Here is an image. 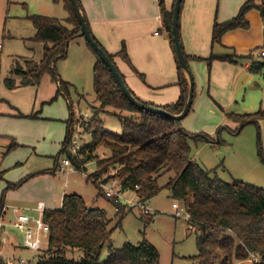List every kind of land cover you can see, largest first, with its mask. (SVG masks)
<instances>
[{"label":"rangeland","instance_id":"1","mask_svg":"<svg viewBox=\"0 0 264 264\" xmlns=\"http://www.w3.org/2000/svg\"><path fill=\"white\" fill-rule=\"evenodd\" d=\"M219 4L223 6V0ZM221 6L218 17L223 14ZM35 14L53 16L63 21L69 12L61 0H0V98L3 99L0 102V170L4 177L0 179V199L4 198V206L20 204L6 196L5 179L26 178L24 182H27L21 189L24 197H18V200L23 199L25 204L21 205L29 208L25 212L32 217L38 215L36 211L30 210L38 200L44 201L47 209H57L64 193L75 192L92 207L106 213L108 227L113 229L111 250L120 248L124 242L136 244L145 239L158 250V264H198L191 256L197 254V238L201 229L199 225L188 221L189 215L185 213L183 201L172 198L169 189L165 187L169 177L174 174L172 171L159 175L157 182L162 188L144 202L149 214H144L140 204H136L137 195L134 191L120 193L119 202L126 209L121 217L109 201L112 199L105 195V191L110 189L118 192L122 171L119 165H108L109 149L103 146L96 148L83 171L76 170L72 163L61 168V159L67 157L61 148L70 113L77 121L71 138L77 140L79 147L90 141V133L84 131L81 125L93 114H97L103 121L106 130L117 134L121 133L119 115L128 114V111L109 105L102 106L97 100L93 88L96 57L90 49L85 53L81 45L70 43L66 57L55 62L56 72L66 82V92L61 91L55 98L53 96L57 84L50 80L48 74L41 77L37 87L28 85L8 89L5 86L6 78L17 80L19 75L13 72V67L24 65V58L35 61L41 58L42 45L33 39L35 27L30 19ZM180 41L182 43L181 37ZM187 63L195 77V85L191 108L180 125L191 133L214 138L212 144L191 142L192 160L202 168L213 171V175L224 181L237 179L264 189V118L239 128L238 123L227 116L229 111L243 114L263 110L259 88L253 82H248L240 88V94L230 106H220L207 95L206 88L201 96L199 93V78L193 67L197 66L202 81H207V62H193L189 59ZM17 113L24 115L19 116ZM13 141L16 145L7 151ZM70 145L69 142L68 149ZM73 155L80 156L78 152ZM97 161L103 162L100 170L104 169L96 180L102 188L101 194L96 185L87 179L96 170ZM55 166L57 168L52 172ZM173 203L183 207L184 211L176 215ZM14 219L9 209L0 218L3 225L0 228L1 264L5 256L22 258L26 264H35L38 257L47 258L46 239L41 250L24 247L23 234L12 225ZM223 233L225 236L232 235L229 230ZM13 244L19 245L13 248ZM108 253V246H104L99 252V261H103ZM80 255L78 250L66 253L68 257ZM254 258L259 259L251 253L245 259H234L233 264H253L256 262Z\"/></svg>","mask_w":264,"mask_h":264},{"label":"trees","instance_id":"2","mask_svg":"<svg viewBox=\"0 0 264 264\" xmlns=\"http://www.w3.org/2000/svg\"><path fill=\"white\" fill-rule=\"evenodd\" d=\"M61 1L69 12L63 21L42 14L30 16L35 27L33 39L41 42L42 55L38 61L24 58V65L13 67V72L19 75V81L16 82L14 78H6L4 83L8 89L16 86H37L41 77L48 74L50 80L57 84V93L65 91L66 82L59 79L55 70V62L66 57L69 43L80 37V27L69 0ZM256 1L258 0H246L240 6L237 14L228 20L221 22L215 20L212 26V43L219 42L222 34L228 30L247 28L246 13L250 9L256 7L264 17V1L259 0L262 1L260 4H257ZM76 2L88 26L80 0H76ZM158 2L175 56L179 96L174 102L158 106L141 100L125 84L136 99L141 102L178 114L187 99L188 82L179 66L172 40L173 9L167 11L164 7V0H158ZM67 24L71 26H67ZM89 32L115 66V55H120L129 63L124 43L121 44L119 52L110 54L90 29ZM85 43L96 57L93 65V88L100 105H109L119 110H125L128 111V114L119 115L120 134L106 130L103 121L97 114H93L85 124L81 125L84 131L90 133V141L79 147L76 152L80 156L76 157L68 149L71 132L77 124L73 114L70 113L61 152H66L67 158L69 157L68 159L76 170L83 171L86 162L92 158V152L96 148L103 146L109 149L108 165L121 166L120 190L134 191L142 202L156 195L162 188L157 182L159 175L166 171H172L174 174L169 177L165 187L169 189L172 198L183 201L185 210L189 214L188 221L199 225L201 229V234L197 238L198 251L197 254L191 256V259L196 260L198 264H233L234 259L242 260L254 253L259 259L253 264H264V189L237 179L224 181L213 175V171L202 168L192 160L190 156L191 142L212 144L214 138L189 132L180 125L182 119L173 120L164 115L135 107L122 93L102 60L86 41ZM184 55L186 61L189 59L205 60L207 66L214 59L235 62V58L230 54L210 53L208 57H190L185 53ZM260 68L264 69V61L259 65L251 63L248 70L256 72ZM116 69L124 79L117 66ZM135 73L145 83V76L137 71ZM1 101H3L2 98H0ZM227 116L233 122L238 123L241 128L247 123H256L258 119L264 118V109H259L255 113L229 112ZM15 145L16 142H11L7 151ZM102 163L97 161L96 170L87 176V179L96 185L100 194L102 188L96 183V180L104 172V169L100 170ZM56 166L52 172L56 170ZM0 179H3L2 170H0ZM24 180L25 178H22L15 183H9L8 188L18 187ZM109 201L114 205L117 213L123 217L126 213L125 206L113 199ZM1 203L2 198L0 205ZM43 219L50 226L46 240L48 257H38L35 264H158V250L145 239L136 244L124 242L120 248L111 250L113 229L108 227L109 219L106 213L102 209L89 207L84 198L76 193L63 194L60 207L45 209ZM226 230L231 231L232 235L225 236L223 232ZM104 246H108L109 253L103 261H99V252ZM73 250L80 251L81 255L79 257L66 256L67 252L71 253Z\"/></svg>","mask_w":264,"mask_h":264},{"label":"crops","instance_id":"3","mask_svg":"<svg viewBox=\"0 0 264 264\" xmlns=\"http://www.w3.org/2000/svg\"><path fill=\"white\" fill-rule=\"evenodd\" d=\"M245 1L223 0V6L216 4L217 0H182L181 4L179 35L183 52L190 57H208L210 53H214L230 54L235 58V62L214 59L207 66L209 69L207 81L206 79L202 81L198 67H193L194 73L197 72L199 78L200 96L206 88L207 95L220 106H230L240 94V88L248 82H253V85L259 88L264 104V69H257L256 72L248 70L251 63L259 65L264 61L258 52L260 48H264V17L259 10L254 7L246 13L247 28L228 30L222 34L219 42L211 41L214 21L217 19L216 21L221 22L232 18ZM174 2L175 0H164L165 9L172 10ZM261 2L256 1L257 4ZM80 3L90 31L110 54L119 52L121 44L124 43L129 63L120 55L114 56V62L134 94L141 100L158 106L174 102L180 93L177 84V67L158 0H80ZM220 6L223 14L218 17ZM70 43L81 45L83 52L88 53V47L81 36ZM191 61L195 60L191 59ZM135 71L145 76V83ZM193 79H195L194 76ZM18 81L19 77L16 82ZM17 87L20 86L14 88ZM57 95L56 87L53 97ZM62 159L61 168L69 166L63 165ZM20 179L22 178L5 179L6 196L20 204L10 203L2 210V216L8 209L12 211L10 206L25 204L23 199L18 200V197H24L21 189L27 182H24L26 178L22 185L8 188L9 183H15ZM85 202L91 206L88 201L85 200ZM59 204L61 205V201ZM4 205L3 198L0 209ZM32 208L30 210H33ZM45 208L47 209L46 205ZM18 245L13 244L12 247H18Z\"/></svg>","mask_w":264,"mask_h":264},{"label":"water","instance_id":"4","mask_svg":"<svg viewBox=\"0 0 264 264\" xmlns=\"http://www.w3.org/2000/svg\"><path fill=\"white\" fill-rule=\"evenodd\" d=\"M72 10L76 16L77 22L80 27V36L91 46V48L94 50V52L98 55V57L102 60V62L105 64V66L108 68L110 71L111 75L115 79L116 83L120 87L122 93L125 95V97L128 99V101L133 104L135 107L141 110H145L151 113H156L160 115H164L170 119L173 120H180L184 118L192 105V100H193V92H194V79L192 76V73L188 67L183 48L180 42L179 38V14H180V5L182 0H175L174 6H173V11H172V18H171V33H172V40L173 44L175 47L177 59L179 66L181 70L183 71L185 77L187 78L188 82V94H187V99L184 104L183 109L181 110L180 113L178 114H173L168 111H165L163 108L158 107V106H153V105H147L140 100L136 99V97L130 92L128 87L125 84L124 79L122 76L119 74L118 70L116 69V66L114 63L110 60L108 55L104 52V50L94 41L92 38L88 26L85 22L83 13L81 9L79 8L76 0H69ZM91 207V206H90Z\"/></svg>","mask_w":264,"mask_h":264},{"label":"built area","instance_id":"5","mask_svg":"<svg viewBox=\"0 0 264 264\" xmlns=\"http://www.w3.org/2000/svg\"><path fill=\"white\" fill-rule=\"evenodd\" d=\"M259 56L264 58V48H260L259 49ZM70 147L69 150L71 152H76L79 149V145L77 144V140L74 138H71L70 140ZM62 163L63 165H70V160L65 157L62 159ZM137 188V187H136ZM120 193L122 194L123 191L122 190H118V192H114L111 189L110 190H106L105 191V195L108 196L109 198L113 199L116 202H119V196ZM113 197V198H112ZM134 203V202H132ZM131 203V204H132ZM140 204V207L142 208V212L144 214H149L147 206L144 205V202L139 200V197L137 196V202L136 204ZM135 205V204H134ZM12 212L15 215V219L12 222L13 227L17 228L22 234H23V239H22V245L24 247L27 248H31L34 250H41L43 243H44V239L47 240L49 231H50V226L48 224V222H46L43 219V214L45 211V204L43 201H38L37 204L35 205V207H33L32 209L34 211L37 212V216L36 217H32L30 216L27 212V210H29V208L24 207V206H17V205H12L10 206ZM172 207L175 208V212L176 215L180 214V212L183 210L184 208L179 206L177 203H173ZM5 206L2 207L1 209V213L2 210H4ZM185 213L187 215H189L186 210ZM2 217V214H0V218ZM3 225L0 222V228H2ZM2 256L1 251H0V257ZM255 261L258 260V258H254ZM26 264V260L22 259V258H17L14 256H5L3 258V262L2 264ZM1 264V262H0Z\"/></svg>","mask_w":264,"mask_h":264}]
</instances>
